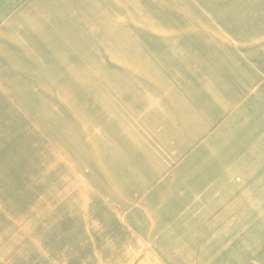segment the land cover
Segmentation results:
<instances>
[{"label":"rangeland","instance_id":"rangeland-1","mask_svg":"<svg viewBox=\"0 0 264 264\" xmlns=\"http://www.w3.org/2000/svg\"><path fill=\"white\" fill-rule=\"evenodd\" d=\"M0 264H264V0H0Z\"/></svg>","mask_w":264,"mask_h":264}]
</instances>
